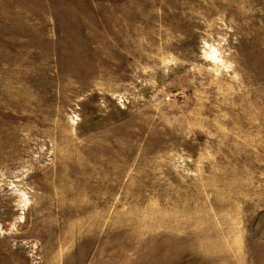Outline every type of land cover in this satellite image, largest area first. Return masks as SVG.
Listing matches in <instances>:
<instances>
[{
    "label": "rangeland",
    "instance_id": "obj_1",
    "mask_svg": "<svg viewBox=\"0 0 264 264\" xmlns=\"http://www.w3.org/2000/svg\"><path fill=\"white\" fill-rule=\"evenodd\" d=\"M0 264H264V0H0Z\"/></svg>",
    "mask_w": 264,
    "mask_h": 264
}]
</instances>
